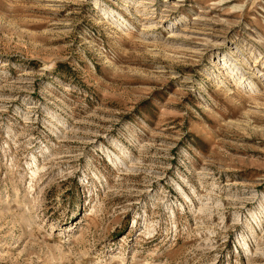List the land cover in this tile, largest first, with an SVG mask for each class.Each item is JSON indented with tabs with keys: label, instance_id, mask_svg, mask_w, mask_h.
Returning a JSON list of instances; mask_svg holds the SVG:
<instances>
[{
	"label": "rangeland",
	"instance_id": "374dc122",
	"mask_svg": "<svg viewBox=\"0 0 264 264\" xmlns=\"http://www.w3.org/2000/svg\"><path fill=\"white\" fill-rule=\"evenodd\" d=\"M0 264H264V0H0Z\"/></svg>",
	"mask_w": 264,
	"mask_h": 264
}]
</instances>
